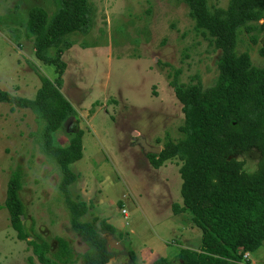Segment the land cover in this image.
Returning <instances> with one entry per match:
<instances>
[{
  "label": "rangeland",
  "instance_id": "374dc122",
  "mask_svg": "<svg viewBox=\"0 0 264 264\" xmlns=\"http://www.w3.org/2000/svg\"><path fill=\"white\" fill-rule=\"evenodd\" d=\"M86 1L88 31L68 35L48 52L63 65L59 91L76 113L53 134V143L66 147L78 130L84 133L83 157L70 166L76 176L70 198L89 206L81 221L94 223L108 243L121 247L110 264H153L160 258L179 264V250L199 247L200 231L189 215L172 214V204L181 202L178 166L154 169L136 141L161 150L167 140L182 138L184 118L171 82L211 87L219 52L195 31L187 6L177 0ZM228 2L207 0L210 8ZM34 7L49 15L56 11L54 0H0V90L28 100L40 88L39 76L56 78L55 68L35 59L33 42L24 36ZM258 24L264 26V17ZM252 34L255 42L240 31L236 53L260 67L264 28ZM248 151L234 157L243 153L258 162L259 153ZM15 173L22 222L28 232L33 228L26 241L16 238L4 207ZM61 181L60 167L44 150L43 123L29 110L0 104V264H40L27 242L47 241L55 252L58 238L69 243L71 264H84L80 255L87 248L71 229ZM245 260L264 264V248Z\"/></svg>",
  "mask_w": 264,
  "mask_h": 264
},
{
  "label": "trees",
  "instance_id": "16d2710c",
  "mask_svg": "<svg viewBox=\"0 0 264 264\" xmlns=\"http://www.w3.org/2000/svg\"><path fill=\"white\" fill-rule=\"evenodd\" d=\"M177 1L187 6L195 31L219 52L218 75L207 89L199 84L171 82L184 118L179 128L182 138L167 140L158 155L147 158L154 169L166 163L178 166L181 202L172 204V214L189 215L200 231L199 247L179 250V264H250L246 254L264 248V63L253 66L247 54L236 53V44L240 31L256 41L252 33L264 28L258 24L264 17V0H229L225 8H210L207 0ZM54 3L56 11L51 15L39 7L29 10L24 36L33 42L35 59L55 68V80L39 76L41 85L33 100L0 90V104L9 105L11 111L29 110L43 123L44 150L60 167V190L70 213L71 229L84 239L87 248L80 259L84 264H107L116 250H108L94 223L80 220L89 206L75 203L68 190L76 179L70 166L83 157L84 133L78 130L66 147L53 143V134L76 113L59 91L63 65L58 56L48 52L58 49L68 35L86 33L91 11L86 0ZM259 55L264 59V46ZM250 149L259 153L258 171L252 177L240 174L234 163L237 152ZM20 189V176L15 173L7 184L4 207L16 238L26 241L32 237L33 228L28 232L22 222ZM102 227L113 233L112 227ZM27 243L40 264L73 262L70 245L62 238L57 239L55 252L44 240ZM153 264L173 263L160 258Z\"/></svg>",
  "mask_w": 264,
  "mask_h": 264
},
{
  "label": "clouds",
  "instance_id": "9594fccd",
  "mask_svg": "<svg viewBox=\"0 0 264 264\" xmlns=\"http://www.w3.org/2000/svg\"><path fill=\"white\" fill-rule=\"evenodd\" d=\"M234 163L238 166L240 174L252 177L257 174L258 164L256 161L248 157L246 154L237 155L234 158Z\"/></svg>",
  "mask_w": 264,
  "mask_h": 264
},
{
  "label": "water",
  "instance_id": "95a60500",
  "mask_svg": "<svg viewBox=\"0 0 264 264\" xmlns=\"http://www.w3.org/2000/svg\"><path fill=\"white\" fill-rule=\"evenodd\" d=\"M137 145H139L141 148H142V151L145 155H158L160 153V149L159 148H152L150 146H148L145 141L142 139V138H137V141H136ZM22 219V217H21ZM107 247H108V250H117V251H120L121 250V247L114 241H112L110 244L107 243ZM107 264H110V261L107 263Z\"/></svg>",
  "mask_w": 264,
  "mask_h": 264
},
{
  "label": "flooded vegetation",
  "instance_id": "af4514ba",
  "mask_svg": "<svg viewBox=\"0 0 264 264\" xmlns=\"http://www.w3.org/2000/svg\"><path fill=\"white\" fill-rule=\"evenodd\" d=\"M107 241V240H106ZM108 243V242H107ZM110 244V243H109ZM114 250V249H113ZM115 262V257L110 259V263Z\"/></svg>",
  "mask_w": 264,
  "mask_h": 264
}]
</instances>
